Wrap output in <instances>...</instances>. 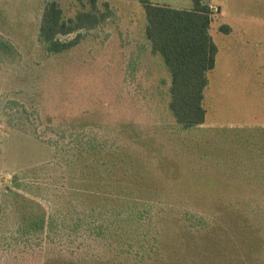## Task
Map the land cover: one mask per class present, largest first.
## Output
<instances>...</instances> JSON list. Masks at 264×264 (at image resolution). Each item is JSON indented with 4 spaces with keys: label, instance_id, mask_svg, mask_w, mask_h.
<instances>
[{
    "label": "rangeland",
    "instance_id": "1",
    "mask_svg": "<svg viewBox=\"0 0 264 264\" xmlns=\"http://www.w3.org/2000/svg\"><path fill=\"white\" fill-rule=\"evenodd\" d=\"M51 1L66 19L92 10V0H0V264H63L58 253L16 242L14 230L28 204L20 199L15 209L11 191L53 202L56 189L48 183L58 169L51 166L56 149L50 142L79 119L99 126L98 139L112 146L106 156L124 147L137 155L144 184L159 189L162 203L177 214L190 210L209 218L210 209L229 208L221 220L237 214L264 230V42L226 46L212 31L219 55L208 74L206 122L185 130L171 114V76L151 53L138 0H96L100 11L109 6L110 19L84 32L77 48L57 55L39 41ZM151 1L193 6V0ZM248 1L244 11H257L264 21V0ZM220 21L229 24L231 16Z\"/></svg>",
    "mask_w": 264,
    "mask_h": 264
},
{
    "label": "trees",
    "instance_id": "2",
    "mask_svg": "<svg viewBox=\"0 0 264 264\" xmlns=\"http://www.w3.org/2000/svg\"><path fill=\"white\" fill-rule=\"evenodd\" d=\"M138 1L145 10L151 53L162 58L171 76V114L185 130L204 125L208 74L218 54L210 35L212 9L205 0H193L190 9ZM105 9L98 10L92 0V10L66 19L57 2H48L39 30L44 50L57 55L77 48L84 32L110 19L109 6ZM75 123L60 128L58 139L50 142L56 149L51 166L62 170L61 175L51 173L48 183L56 189L51 202L55 212L49 211L50 202L11 191L15 209L20 199L28 204L14 230L16 242L21 239L31 251L58 253L63 264H264L261 224L237 214L235 220H221L219 215L229 208L210 209L216 217L209 218L190 210L177 214L162 203L159 189L144 184L137 155L116 147L117 153L106 156L112 146L104 137L98 139L99 126L90 119ZM87 247L90 252L83 250Z\"/></svg>",
    "mask_w": 264,
    "mask_h": 264
},
{
    "label": "crops",
    "instance_id": "3",
    "mask_svg": "<svg viewBox=\"0 0 264 264\" xmlns=\"http://www.w3.org/2000/svg\"><path fill=\"white\" fill-rule=\"evenodd\" d=\"M248 2V0H205L206 5L214 13L210 27V35L212 31L214 33L216 32V37L218 36L220 41L226 44V46H237L238 41L240 43L245 41L247 44H252L256 41L264 42V32H261L264 29V21L258 18L257 11H244V5H249L247 4ZM245 13L248 15L245 16ZM225 14L231 16L229 24H224L220 21ZM223 27L228 29L222 32L221 29Z\"/></svg>",
    "mask_w": 264,
    "mask_h": 264
}]
</instances>
